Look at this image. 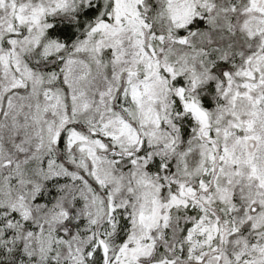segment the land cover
I'll return each mask as SVG.
<instances>
[{"label":"clouds","instance_id":"1","mask_svg":"<svg viewBox=\"0 0 264 264\" xmlns=\"http://www.w3.org/2000/svg\"><path fill=\"white\" fill-rule=\"evenodd\" d=\"M116 7L0 0V264H264V0Z\"/></svg>","mask_w":264,"mask_h":264},{"label":"snow or ice","instance_id":"2","mask_svg":"<svg viewBox=\"0 0 264 264\" xmlns=\"http://www.w3.org/2000/svg\"><path fill=\"white\" fill-rule=\"evenodd\" d=\"M116 2H117V7H116V14H117V16H116V18H117V22H119L120 17L122 15L128 14L131 10L128 9L127 7H122V5L126 4V0H116ZM177 13L178 14H182V12H181L180 9H177ZM109 27H111V25H109L107 23H104L102 21V22L98 23L95 28H93V32L98 31V30H106ZM169 70H171V69H169ZM231 71L232 70L229 69V71L226 72V73H224V74L227 75V76H230L231 75ZM240 75L248 76L250 78L252 77V73L251 72H242V73H240ZM245 87H247V88H253V87H256V85L249 83V84H246ZM236 95L239 96L240 93L237 92ZM188 107L193 110V112L196 114L197 118H203L205 116L204 112L199 108L198 105H196V104L193 103V104L188 105ZM205 123H206V121H205ZM253 123L254 122L252 120H249L247 122L237 123L235 126L236 127H240L242 124H246L247 129L249 131H251L252 128H253ZM61 127H63V125H61ZM54 139H58L59 142L62 143V144L65 143V142H67L70 145L72 142H74L76 140H79V139H82V137L75 130H72L67 135L64 132H62V131H57L55 133ZM245 139H254V137H246ZM256 171H257V169H256L255 165H253L252 166V173H253V175L256 174ZM173 199H175V197ZM185 203H186V201H185ZM13 215H16V213H13ZM29 227H30V225H29ZM126 239H127L126 237H121V243L123 245L122 248H121V253L123 255L127 256V254H128L129 251H132L133 253L139 251V249H129L128 244L125 243V240ZM108 251H109L108 244L104 241V239L101 238L98 241V245H97L96 253L95 254L97 256H99L101 258V260H103L104 257L107 255Z\"/></svg>","mask_w":264,"mask_h":264}]
</instances>
